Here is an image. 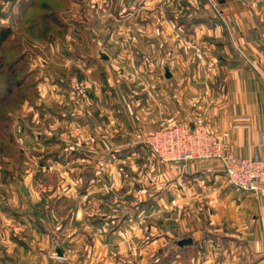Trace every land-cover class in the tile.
<instances>
[{
  "label": "rangeland",
  "instance_id": "374dc122",
  "mask_svg": "<svg viewBox=\"0 0 264 264\" xmlns=\"http://www.w3.org/2000/svg\"><path fill=\"white\" fill-rule=\"evenodd\" d=\"M32 1L25 6L23 0H0V25L14 31L7 45L18 43L19 52L27 51L29 68L14 77L33 70V83L41 80L38 88L14 87L0 101V264H48L38 258L54 250V233L56 240L73 239L74 250L77 242L87 244L92 264H118L104 244L110 233L103 228L105 220L120 219L123 206L133 210L138 196L152 194L154 186L170 179L167 162L144 142V132L184 122L181 86L171 84L173 76L165 78V66L180 77V70L211 59L215 32L208 22L197 27L192 20L205 5L211 12L219 7L214 0ZM43 2L57 21H42ZM100 52L109 59L102 60ZM10 79L0 67L2 91L11 88ZM125 144L137 147L115 155ZM70 150L77 153L68 165L55 159ZM73 173L83 182L72 195L91 173L105 180L79 220L70 219L72 201L56 198L70 188ZM160 200L158 207L148 204L136 216L125 215L119 236L122 264H157L154 239L161 229L171 235L163 257L178 248L180 213L166 198ZM102 201L111 207L98 211ZM7 207L27 211V220L8 219ZM71 221L67 230H57ZM149 223L158 229L149 232Z\"/></svg>",
  "mask_w": 264,
  "mask_h": 264
},
{
  "label": "crops",
  "instance_id": "0c3cea01",
  "mask_svg": "<svg viewBox=\"0 0 264 264\" xmlns=\"http://www.w3.org/2000/svg\"><path fill=\"white\" fill-rule=\"evenodd\" d=\"M206 6L193 20L197 21V27L208 22L209 28L214 30L211 37L213 56L209 61H198L197 66H191L183 73L178 69L183 78L172 71L171 84H179L182 89L181 121L190 124L203 122L221 136L226 152L232 157L264 158V0H214L215 8L219 7L217 13L209 11ZM168 111L174 112L172 107ZM132 146L125 144L116 151L137 147ZM83 158V161L87 160ZM60 162L63 165L69 163ZM164 165L166 177L170 179L167 178L163 186H154L156 189L152 194L138 196L133 210L128 207L124 211L123 206L120 219L119 215H113L110 221L104 222L103 228L106 226L110 232L104 244L116 255L117 262L122 264L119 236L126 228L125 215L131 212L136 216L148 204L158 207V201L161 202L163 197L180 213L181 221L176 223V229L182 234L177 239L191 237L193 242L183 246L176 244L178 248L172 255L163 257L161 253L171 235L168 230L161 229L162 233L154 239L158 246L155 258L156 261L160 259L157 264H253L264 256V195L234 187L217 161ZM94 173L87 176L83 188L72 195L73 187L76 192L79 189L77 184L82 180L73 173L70 191H60L56 197L73 202L68 210L70 219L73 216V220H79L80 213L88 214L89 200L97 197L92 192L105 188V180ZM80 199L84 201L83 206ZM110 207L109 203L102 201L96 209ZM4 212L12 221L16 215L21 222L27 220V211L7 207ZM72 225V221L64 223L57 230L65 231ZM155 229H158L157 224H147L149 232ZM54 234L50 244L58 243L64 250V257H56L50 251L41 253L38 260L48 264H92L87 244L77 242L79 247L74 250L73 239L56 240ZM20 242L25 245L24 240Z\"/></svg>",
  "mask_w": 264,
  "mask_h": 264
},
{
  "label": "built area",
  "instance_id": "2783aa9c",
  "mask_svg": "<svg viewBox=\"0 0 264 264\" xmlns=\"http://www.w3.org/2000/svg\"><path fill=\"white\" fill-rule=\"evenodd\" d=\"M144 142L167 163L210 160L221 164L234 187L264 195V158H235L226 152L220 135L203 122H180L144 132ZM253 264H264V256Z\"/></svg>",
  "mask_w": 264,
  "mask_h": 264
},
{
  "label": "trees",
  "instance_id": "16d2710c",
  "mask_svg": "<svg viewBox=\"0 0 264 264\" xmlns=\"http://www.w3.org/2000/svg\"><path fill=\"white\" fill-rule=\"evenodd\" d=\"M23 3L25 6H31V5H33L32 3H34V2L32 0H23ZM46 6H47L46 3H44V2L41 5L42 9H44V10L47 9L46 11L43 10L44 13L41 16L42 21H46V22H50L52 20L57 21L58 19L56 18V15L54 14V12L48 11V8H46ZM192 22L197 23L196 20H194V21L192 20ZM13 32L14 31H13V28L11 26L0 25V51H2V54L0 55V67H3L6 71H9V74L11 77V79H10L11 88H8V89L3 88V89H5V92H4V91H2V89H1L2 87L0 85V101L4 100V98H6V93H9L10 90H12L14 87H16V88L23 87L24 88L25 86H32V88L33 87L38 88L39 82L41 81L40 78H38L37 81L36 82L34 81V83H33V81L31 80L33 78L32 75L34 74L33 70H32V72L31 71L26 72L23 76H21L17 79L14 77V76H16L18 71H22L24 69L28 70L29 64H27L28 61H25V58H24L25 54H27V51L19 52V45L20 44L12 43V44L7 45L8 44L7 42L9 41L10 36L12 35ZM15 53L17 54L16 59H12L11 62H8L6 59L7 56L13 55V57H14ZM0 84H1V82H0ZM6 117H8V116H6ZM130 150L131 149L126 148V149H122L120 151H114V154H118V155H119V153L126 154L127 152H130ZM59 152L55 153V155L56 154L58 155ZM75 153H77V152L74 150H70L69 152H66L65 154H63V156L59 155L56 157L54 155V158L56 157L55 159L60 160V161H68L73 154L75 155ZM51 156H53V154ZM124 219H127V218H124Z\"/></svg>",
  "mask_w": 264,
  "mask_h": 264
},
{
  "label": "water",
  "instance_id": "95a60500",
  "mask_svg": "<svg viewBox=\"0 0 264 264\" xmlns=\"http://www.w3.org/2000/svg\"><path fill=\"white\" fill-rule=\"evenodd\" d=\"M100 56H101V59L102 60H108L109 59V56L104 53V52H100ZM165 78L166 79H169L173 76L169 66H165ZM176 244L180 245V246H183V245H187V244H190L193 242L192 238L191 237H185V238H181V239H176L174 241ZM53 254L56 256V257H64L65 253H64V250L63 248L58 244L56 243L55 244V247H54V250H53Z\"/></svg>",
  "mask_w": 264,
  "mask_h": 264
}]
</instances>
